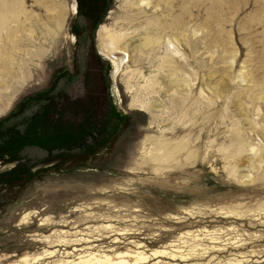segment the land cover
Listing matches in <instances>:
<instances>
[{"label": "rangeland", "instance_id": "obj_1", "mask_svg": "<svg viewBox=\"0 0 264 264\" xmlns=\"http://www.w3.org/2000/svg\"><path fill=\"white\" fill-rule=\"evenodd\" d=\"M23 1L31 17L36 16L33 24L36 19L45 20L46 12L35 0ZM104 1V11L91 32L86 20L76 16V0H61L65 17L57 38L43 43L37 33L34 42L23 34L18 47L24 51L12 53L19 62L28 59L30 50L44 52L29 61L30 76L24 82L8 79L10 89L0 93V108L9 104L0 111V264H62L84 251L111 257L143 251L149 256L144 264H264V103L255 101V107L260 108L256 112L246 100L245 88L250 84L237 81V72L243 68L264 83V0L191 1L192 29L207 21L212 26L208 32L214 33L209 42L213 58L209 61L202 45L192 57L181 44L186 60L178 61L183 74L177 75L191 80V89L178 88V97L189 101L184 104L188 112L181 117L167 108L175 97L165 70L157 76L158 88L145 95L137 88L141 79H132L133 88H127L121 71L115 72L111 61L99 52L101 27L127 26L122 21L127 10L124 0ZM175 2L180 5V0ZM84 3L88 11V7L96 8L97 1ZM205 6L211 9L208 13ZM175 10L180 13V8ZM220 10L226 11L221 14ZM81 26L77 39L74 28L81 30ZM205 32L189 41H198ZM90 43L103 81L101 102L93 91L91 97H84ZM228 49L237 50L233 67L226 60L219 63L222 55L221 60L228 58V52L222 54ZM19 65L14 66L18 72ZM152 65L156 66V61L137 67L147 76L154 71ZM225 76L230 78L227 90L216 100L208 86ZM9 94L7 102L4 97ZM131 95L148 96L158 102L159 109L132 108ZM236 96L243 111L257 123L255 131L232 105ZM63 97L73 104L78 97L82 101L79 107L69 109ZM234 129L242 132L245 151L224 160L233 151L228 136ZM161 134L168 141L189 140L194 157L186 159V148L170 161L151 160ZM249 144L262 148V154L254 157ZM187 232L198 238L184 236ZM170 244L178 247L177 257L182 254L188 259L150 255L164 247L170 251ZM196 244L199 246L189 251Z\"/></svg>", "mask_w": 264, "mask_h": 264}, {"label": "bare ground", "instance_id": "obj_2", "mask_svg": "<svg viewBox=\"0 0 264 264\" xmlns=\"http://www.w3.org/2000/svg\"><path fill=\"white\" fill-rule=\"evenodd\" d=\"M175 1H178V0H175ZM175 1L174 0H124V3L126 5L125 7L127 10H126L124 17L122 18V21H124V22L126 21L127 26L126 27H119L117 29L112 28V27H106V26L101 27L100 30L98 31V50L102 55H104L106 58H108L111 61L113 67L115 68V72L121 71L122 75L126 78L125 84H126L127 88H130V89L133 88V85H131V83H130V81L132 79L135 80L136 77L141 79L142 84L141 85L137 84V88H139V90H141L142 92H145L144 93L145 95H146V93H148V91L150 89H151V91L154 92V89L157 86H159V84H158L159 82L157 83V80H158L157 76L160 72H163L165 70L169 76V83L172 85V88L174 87V89L172 90L171 96L175 97L174 101H171L172 103L170 101H168L169 106L167 105L168 106L167 108L169 109V107H170L172 109V111L175 110L176 114L180 115V117H181V116L185 115L186 112H188L189 107L187 108L184 106L185 102L188 101V99H186V97L185 98L184 97H178V95H179L178 88L179 87H187V88L189 87L190 88L189 83L191 82V80L186 79L187 76L184 78L178 77L179 73L183 74V71H181L180 68H178V66H177L178 61L181 59L186 60L185 55L183 53H181V50L183 49V48L182 49L180 48L181 44L182 43L185 44V46L191 52L192 57L195 56V54L201 48L200 45H202V49L204 51L203 53L206 55V57L209 59V61H211L213 58V51H212L213 48L211 47L212 48V50H211V48H210L211 45H209V42H210L211 36H213L214 33L213 32L211 33L209 30L211 35L208 34L209 33L208 32V26H209L208 23L209 22L207 20H205V21H207L208 23L207 22L203 23L200 27H197L196 30L192 29V26H191V24L193 22V19H192L193 15H192V11H191V8H192L191 1L192 0H180L179 6L176 4ZM197 1L198 0H196V2ZM205 2H206V0H205ZM35 3L40 5V7H42L43 10L46 12V18H45V20L36 19V23L33 24L32 20L35 19L36 16H35V18L31 17L33 15H31V13L29 11H27V9L24 6L23 0H0V80H1L0 81V93L2 91L6 92L7 90L10 89V87H9L10 85L6 86V82L8 79L17 80V82H19V81L24 82V80L30 76V73L28 71V68L30 65L29 61H31L32 57L40 58L44 54L43 50H40V49H34V51L31 52V50H30L31 47H30V49H29L30 51L26 53V55H28V59L26 58V61H23L24 58H22V60L19 61L21 63V65H19L21 67L20 68L21 71L18 72L17 70H15L14 66H16L17 63H19V62L16 61L17 59L13 56L12 53H14V54L18 53L19 54V52L24 51V49L23 50L20 49L21 45L18 47V42H20V36H22L23 34H26L29 38L32 39V41L34 40V42H36V35L38 33L39 36L42 38L43 43L48 42V41L52 42V40L55 39V37L57 35H59V34H57L58 31L61 30V28H63L62 26L64 23V17H65L64 16V13H65L64 8L65 7L61 3V0H35ZM198 3H199V1H198ZM213 3H215V2L213 1ZM199 4L197 6H199ZM202 4H201V6H202ZM245 5H247L246 2H245ZM177 7H178V10L180 8V10H179L180 13L175 14L174 10ZM193 7H194V5H193ZM205 7H206L205 9H207V6H205ZM212 7L214 8V6H212ZM221 7H222V5H221ZM42 8H41V10H42ZM197 9H199V8H197ZM208 9H207V13H208ZM217 9H219V8L217 7ZM220 9H222V8H220ZM178 10H177V12H178ZM201 10H203V9H201ZM209 10H211V9H209ZM225 11H223V12L221 11L222 12L221 14H223ZM227 11H228V8H227ZM262 11L264 12L263 8H262ZM198 12H199V10H198ZM231 12L232 11L230 10V13ZM216 14L218 16L219 13L217 12ZM235 14H237V13H235ZM211 15H213V14H211ZM197 16L198 15H196V17ZM219 16H220V14H219ZM220 17H222V16H220ZM209 18H211V17H209ZM209 18H207V19H209ZM212 18H214V17H212ZM216 19H217V17H216ZM225 19H227V18H225ZM212 21H214V20H212ZM230 22H232V21H230ZM198 23H199V21H198ZM213 24H211V25H213ZM216 25H218V22L216 23ZM216 25H214L215 26L214 28L217 27ZM34 26L36 27L38 32L36 31ZM209 27H212V26H209ZM222 27H224V26H222ZM248 27L252 28L251 25ZM202 31H206L207 35L205 34L204 37L202 36L203 38L199 39L198 41H195L194 43H191L189 41L190 37L195 38V36L199 32H202ZM213 31H215V29ZM215 33H217V32H215ZM26 35H24V36H26ZM230 35H231V33H230ZM214 37H215V35H214ZM230 39H232V38H230ZM26 40H28V39H26ZM6 41L11 42V44H7ZM232 42H230V43H232ZM26 43L28 44V42H26ZM217 43H216V41L214 42V44L216 45L214 47L218 49ZM39 46H40V44H39ZM220 46L221 45H219V47ZM221 49H223V48H221ZM226 50H222V54H224L223 52H225V54L228 52L227 53L228 58L226 57L227 59L224 58L221 60L220 58L223 56L222 55L220 58H218L220 60L219 63H222V65H223L225 63V60H226V62L228 64L230 63V66H231V65H233V63L236 59L237 50H235V49L234 50L228 49L229 51H226ZM219 51H221V50H219ZM131 53H134V55L131 56ZM21 55H23V54H21ZM22 57H24V56H22ZM153 60L156 61V66L152 65V67L154 69L153 73H148V75L146 74L147 76H144L142 74V71H140V68L137 66L140 64H143V62H145V61H147V63L151 64L153 62ZM195 61H196V59H195ZM22 67H23V69H22ZM182 67H183V65H182ZM231 67H233V66H231ZM210 74L211 73H209V75ZM237 74H238V76H237L238 80L237 81H239V83H246V84L249 83L250 84L248 87L245 88L246 100H248L251 104L254 105L253 107L255 108L256 112L259 111L260 108L255 107L257 105H255L254 103L257 100L262 101L264 103V83L258 82L259 81L258 79L255 80L254 78H252L248 73H246V71H244L243 68H240V70L237 72ZM210 76H212V75H210ZM213 76H212V78H213ZM227 77L228 76L221 77V79L214 86H211V84H210L211 87L208 86L210 93L216 98V100L221 98V96L223 94V90L225 91V89L227 88V83L230 81V78L229 77L227 78ZM22 84H24V83H22ZM170 84H168L169 87H170ZM167 87L165 86L164 88H167ZM256 92H258V93L256 94ZM185 95H187V94H185ZM10 97H11V95L9 94V95H6V97H4V98L7 100V102H9ZM206 97H208V96H206ZM179 98H180V100H179ZM198 99H199V97H198ZM227 99H228V96H227ZM191 100H192V98H191ZM207 102H208V100H207ZM188 103H189V101H188ZM202 103H203V101H202ZM204 103H206V102H204ZM186 104H187V102H186ZM8 105L9 104L5 105V107H3V108H0V111H2L4 108H7ZM187 105H189V104H187ZM211 105H212V102H211ZM232 105L237 106L239 108V110H240L239 114H241L243 116L244 121H246L248 123V125H249V127H251L252 131H255V129H253V128L257 125V123L254 121V119H250L248 114L245 111H243L241 101L238 98V96H236L234 98V102ZM129 106L132 108L135 107L139 111H147L148 112V111H150V109H159L158 107L160 105L158 104V102L156 103V102L151 101V99H149L148 96H147V98H145V96L142 97L139 95H133L130 99ZM197 107H199V106H197ZM160 108L162 109V106ZM191 109H193V108H191ZM207 109H209V108L207 107ZM209 110H211V109H209ZM204 111L205 110H203V112ZM161 112H162V110H161ZM167 112H169L171 114L170 111H167ZM157 115H159V114H157ZM166 115H168V114H166ZM205 119L207 120L208 116ZM165 120H167V119H165ZM202 121H204V120H202ZM205 122H207V121H205ZM172 124H174V123H172ZM257 127H258V125H257ZM161 133H164V132L161 131ZM230 133L231 134L228 136V139H229L228 143L230 144V146H233V151L231 150L232 153H229L228 155L223 157L224 160L229 159V161H230V159H234L236 156H239L240 154H242V151H245L244 145L246 143L245 140L243 139L244 137H242V132L239 129H234L233 132L230 131ZM163 136H164V134H161L159 136V138L157 139V141L155 142L154 150L156 151V154L149 156L151 158V160L157 161V162L170 161V160L174 159L175 157H179V155L181 154V151L185 150L186 148H187V152H186L187 154L185 155L186 159L194 157V155H195L194 149L192 150V149L188 148V146H190V144H191L189 140H186V141H182V140L168 141ZM227 147H229V146H227ZM247 147H248V150L251 152V154L254 157L260 156L262 148H260L257 145L254 146V145H250V144ZM263 150L264 149H262V151ZM223 151H225V150H223ZM149 152L150 151H148L147 153H149ZM248 162H249V160H248ZM229 163H228V165H229ZM232 172H233V170H230V173H232ZM184 236H189L193 240L198 238L197 234L194 235V234L189 233V232L185 233ZM211 239H213V238H211ZM183 243H185V241H183ZM168 246H169V248H171L170 251H167L166 248L164 247L162 249L153 250L150 255L154 256V257L167 256L168 255L172 259H181L183 261L188 259V257H185L182 254H180L178 257L176 256L175 253H178V251H177L178 247L177 246H174L171 244ZM198 246L199 245L196 244V245L190 247L189 251L195 250L194 248H196ZM51 254L52 253L50 252L49 255H51ZM66 254H68V252H66ZM148 258H149V256L147 254H145L143 251H135L133 253H128V252L116 253V254H114V257L108 256V255L103 254V253L102 254H95L93 252H87V251L85 252L84 251V253H79L78 255H76V258L72 259L71 261H61V262H62V264H129V262L132 261L134 264H144ZM25 261H27V260L25 259Z\"/></svg>", "mask_w": 264, "mask_h": 264}, {"label": "trees", "instance_id": "obj_3", "mask_svg": "<svg viewBox=\"0 0 264 264\" xmlns=\"http://www.w3.org/2000/svg\"><path fill=\"white\" fill-rule=\"evenodd\" d=\"M96 1H97L96 6L94 5V7H96V8L95 9H89L90 7H88V11H86V8H85L86 3H84V0H77V4H78L77 17L82 18L81 19L82 22H85L83 19L86 20V22H87L86 28H88L89 31H91V32L95 28V26L99 20V17L101 15L102 11H104V8L106 5L104 0H96ZM82 28H83V26H81V30H80V28L77 27L75 30L76 31L75 35H76L77 39H79V36L82 34V30H83ZM86 63H87L86 65H87L88 69H87V74H85V77L83 78L84 82L86 81L84 97L86 98L87 96L93 95L92 93L91 94L89 93V92L93 91V92L97 93L96 97H98L97 99H99V102H101L100 99H102V97H104L103 96L104 88L101 87L103 81H102V77L100 75L98 57L96 55V52L93 48L92 43H90V50L87 53ZM88 75L90 76L89 80H88V82H90V85L87 83V76ZM63 98H64L63 100L65 102H67V104H69V105L65 104L66 106H69L68 107L69 109H71L74 106L79 107L80 102L82 101V99H80L81 97H78L79 99H76L78 101L75 100V102L76 103L79 102V103L77 105H74L76 103L73 104V102H70V100L67 97H63ZM88 104H90V103L87 102V105ZM114 125H115V123H114Z\"/></svg>", "mask_w": 264, "mask_h": 264}, {"label": "flooded vegetation", "instance_id": "obj_4", "mask_svg": "<svg viewBox=\"0 0 264 264\" xmlns=\"http://www.w3.org/2000/svg\"><path fill=\"white\" fill-rule=\"evenodd\" d=\"M75 13H76V16H77V8H78V4H77V0H76V3H75ZM77 28V27H76ZM76 28H74L75 30H76ZM74 32H76V31H74ZM75 35V34H74ZM75 37H76V35H75Z\"/></svg>", "mask_w": 264, "mask_h": 264}]
</instances>
